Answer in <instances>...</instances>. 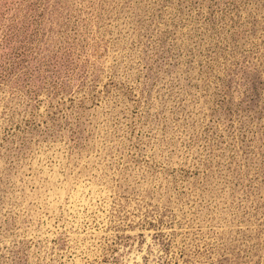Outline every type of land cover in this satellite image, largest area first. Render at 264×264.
Masks as SVG:
<instances>
[{"label":"rangeland","instance_id":"rangeland-1","mask_svg":"<svg viewBox=\"0 0 264 264\" xmlns=\"http://www.w3.org/2000/svg\"><path fill=\"white\" fill-rule=\"evenodd\" d=\"M0 264H264V0H0Z\"/></svg>","mask_w":264,"mask_h":264}]
</instances>
